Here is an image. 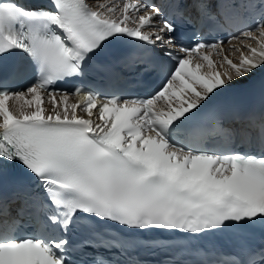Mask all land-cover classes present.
<instances>
[{
  "label": "snow or ice",
  "instance_id": "obj_1",
  "mask_svg": "<svg viewBox=\"0 0 264 264\" xmlns=\"http://www.w3.org/2000/svg\"><path fill=\"white\" fill-rule=\"evenodd\" d=\"M241 10L259 18L232 37L239 46L194 39ZM184 24L195 29L187 42ZM125 37L170 62L164 80L145 97L85 88L89 59ZM16 58L27 68L9 63ZM22 71L33 78L10 89L5 81ZM258 74L264 0H0V205L18 203L19 216L43 226L0 234V264H142L131 251L142 246L168 252L164 264H264V244L225 253L167 243L264 227V113L256 143L214 114L191 123L219 92ZM212 136L225 144L199 146ZM245 140L250 152L240 150ZM149 232L167 234L165 242L137 239Z\"/></svg>",
  "mask_w": 264,
  "mask_h": 264
},
{
  "label": "bare ground",
  "instance_id": "obj_2",
  "mask_svg": "<svg viewBox=\"0 0 264 264\" xmlns=\"http://www.w3.org/2000/svg\"><path fill=\"white\" fill-rule=\"evenodd\" d=\"M10 103H12V102L10 101ZM17 104L18 105L23 104V101H19V102H17Z\"/></svg>",
  "mask_w": 264,
  "mask_h": 264
}]
</instances>
